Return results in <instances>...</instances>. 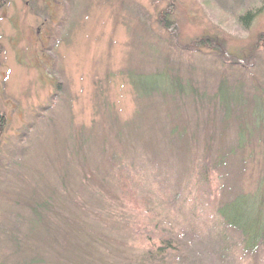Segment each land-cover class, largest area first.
Listing matches in <instances>:
<instances>
[{
	"label": "rangeland",
	"instance_id": "374dc122",
	"mask_svg": "<svg viewBox=\"0 0 264 264\" xmlns=\"http://www.w3.org/2000/svg\"><path fill=\"white\" fill-rule=\"evenodd\" d=\"M0 117V264H264V0H0Z\"/></svg>",
	"mask_w": 264,
	"mask_h": 264
},
{
	"label": "trees",
	"instance_id": "16d2710c",
	"mask_svg": "<svg viewBox=\"0 0 264 264\" xmlns=\"http://www.w3.org/2000/svg\"><path fill=\"white\" fill-rule=\"evenodd\" d=\"M251 15L250 13L246 14L242 19L245 21H248L250 19ZM165 27H168V24L165 25ZM194 47L199 48H206V49H216L218 52L220 51V45L218 44H214V41L210 40V39H203L201 41H197L194 45ZM219 48V49H218ZM171 80V79H169ZM173 81V82H171ZM169 81L170 84H175L177 86L176 91H182V87L180 86L179 82L177 80H171ZM146 92V91H145ZM144 92V93H145ZM2 118L0 117V125L2 124ZM230 206V205H227ZM224 206V207H227ZM223 208V207H222ZM255 210H256V220H255V224L253 225H247L246 223H240L238 221L233 220L230 216L227 215V209H221L220 208V215L223 219V221L225 222L226 226L232 227L236 230H238L240 233H242V236L244 237L245 240V244L246 247L251 249V250H255L256 249V242H258L261 239V235L264 232V227L263 229L261 228L262 226H264V223L262 222L261 216V197L259 196V201L258 203L255 205ZM262 223V225H261ZM262 229V230H261ZM159 248V247H158Z\"/></svg>",
	"mask_w": 264,
	"mask_h": 264
}]
</instances>
